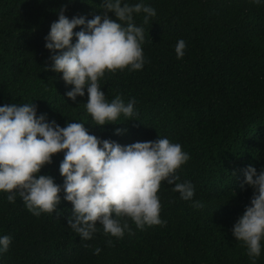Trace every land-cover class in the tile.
<instances>
[{
    "label": "trees",
    "instance_id": "trees-1",
    "mask_svg": "<svg viewBox=\"0 0 264 264\" xmlns=\"http://www.w3.org/2000/svg\"><path fill=\"white\" fill-rule=\"evenodd\" d=\"M143 3L156 11L148 23L142 21L143 13L134 16L144 29L146 63L140 70L125 68L100 80L107 100L117 94L125 103L135 99L134 117L121 115L115 123L94 125L84 108L86 89L84 96L69 99L64 93L72 85L50 68L53 53L44 47V37L58 11L87 20L102 10L100 0H0V105L31 102L48 121L61 127L82 122L89 134L121 145L167 137L189 154L177 169V182L190 181L192 199L204 206L194 208L172 185L161 182L157 195L163 226L141 230L129 219L130 231L116 239L97 224L92 238L82 240L67 225L71 203L63 200V191L56 210L39 216L18 195L9 203L8 193L0 191V235L11 237L0 264H251L231 228L253 195L251 187L241 186L243 170L264 167V4ZM181 38L186 47L177 59L174 46ZM62 158L63 152L53 154L38 175L62 184ZM261 245L256 264H264V240Z\"/></svg>",
    "mask_w": 264,
    "mask_h": 264
},
{
    "label": "clouds",
    "instance_id": "clouds-1",
    "mask_svg": "<svg viewBox=\"0 0 264 264\" xmlns=\"http://www.w3.org/2000/svg\"><path fill=\"white\" fill-rule=\"evenodd\" d=\"M250 2L264 4V0ZM100 5L102 10L87 20L83 15L69 19L63 9L59 10L44 37V47L53 53L51 70L61 73L66 85H72L64 95L75 101L86 89L84 108L97 126L115 123L121 115H136L134 98L125 103L117 94L107 100L100 80L106 73L143 67L144 29L135 23L134 16L143 13L142 21L148 23L156 15L143 0L131 4L100 0ZM77 26L82 27L74 32ZM185 47V41L178 39L174 46L177 59L184 56ZM58 152H63L59 185L49 175H38ZM188 159L181 145L167 137L121 145L89 134L82 122L71 121L61 127L54 120L48 121L45 114H37L31 102L0 105V191L8 193L9 203L18 195L34 216L54 212L61 201L58 193L63 191V200L71 203L67 225L82 240L92 238L97 224L104 234L116 239L130 231L129 219L141 230L163 226L166 221L159 216L157 195L161 182L172 185L180 199L192 201L194 208L203 207L201 201L192 199L195 189L190 181L177 182V169ZM243 185L251 187L253 195L231 233L245 247L251 264H256L264 240V167L257 172L246 166ZM10 243L9 235H0V253L7 251ZM106 243L111 246L112 240ZM93 252L98 254L100 249Z\"/></svg>",
    "mask_w": 264,
    "mask_h": 264
}]
</instances>
